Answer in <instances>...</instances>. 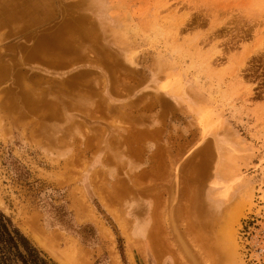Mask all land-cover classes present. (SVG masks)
Segmentation results:
<instances>
[{
	"label": "rangeland",
	"instance_id": "374dc122",
	"mask_svg": "<svg viewBox=\"0 0 264 264\" xmlns=\"http://www.w3.org/2000/svg\"><path fill=\"white\" fill-rule=\"evenodd\" d=\"M0 210L51 264H264V0H0Z\"/></svg>",
	"mask_w": 264,
	"mask_h": 264
},
{
	"label": "trees",
	"instance_id": "16d2710c",
	"mask_svg": "<svg viewBox=\"0 0 264 264\" xmlns=\"http://www.w3.org/2000/svg\"><path fill=\"white\" fill-rule=\"evenodd\" d=\"M0 264H51L1 210Z\"/></svg>",
	"mask_w": 264,
	"mask_h": 264
},
{
	"label": "bare ground",
	"instance_id": "6f19581e",
	"mask_svg": "<svg viewBox=\"0 0 264 264\" xmlns=\"http://www.w3.org/2000/svg\"><path fill=\"white\" fill-rule=\"evenodd\" d=\"M218 52V51H216ZM218 235V234H216ZM55 236V235H54ZM57 236V235H56ZM202 236V235H201ZM62 237V236H61ZM220 237V236H219ZM52 238V237H51ZM54 238V237H53ZM65 238V237H63ZM203 238H206L205 236ZM62 239V238H61ZM215 239H219L218 237ZM65 242V248L62 250H55V252L53 253V256L58 259V260H63L66 263L64 264H85L86 263V255L83 254L81 252L80 249H78L79 247H76V245L74 243H72V241H67L68 239H63ZM62 240V241H63ZM209 240V239H208ZM207 240V241H208ZM53 241V240H52ZM59 242L60 240H56V242ZM204 243V242H203ZM50 244V243H49ZM207 247L211 248L208 243L206 245ZM52 248V247H51Z\"/></svg>",
	"mask_w": 264,
	"mask_h": 264
}]
</instances>
